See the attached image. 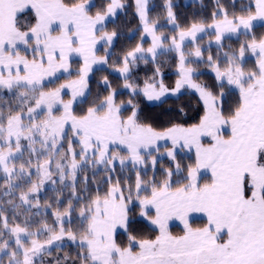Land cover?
<instances>
[{"label": "snow or ice", "instance_id": "1", "mask_svg": "<svg viewBox=\"0 0 264 264\" xmlns=\"http://www.w3.org/2000/svg\"><path fill=\"white\" fill-rule=\"evenodd\" d=\"M217 4L211 23L193 21L181 28L172 0H166L167 19L177 33L166 36L158 34V21L149 18V0H135L151 47L138 44L115 69L132 99L118 101L105 76L108 94L97 96L78 115L74 105L89 103L85 97L90 95L93 65L109 64L107 49L117 32L105 31V21L125 5L107 0L93 12L94 0H0V188L9 197L0 201V264L5 258L7 264H43L44 255H51L65 238L76 245V257L65 254L55 264H264V35L255 31L264 28V0H249L240 14L231 16L219 0ZM28 14L32 20L25 22L22 17ZM198 34L214 37L220 49L226 37L245 39L223 53L222 64L211 54L212 41L202 49ZM101 41L104 56L97 54ZM168 52L178 61L174 87L165 85L159 66L143 87L129 82L131 65L147 63L148 57L155 63ZM246 54L255 57L253 67L247 66ZM74 56L82 60L75 72ZM201 61L215 73L216 90L195 79L198 73L191 65ZM59 73L69 79L48 87L59 82ZM182 89L193 90L202 102L197 123L158 130L134 103L137 95L159 101ZM232 89L238 90L234 102L228 99ZM65 90H70V99L64 98ZM179 111L186 115L184 108ZM185 150L194 160L182 166L177 157ZM158 157L173 164L163 170L162 179L155 178ZM149 161L154 175L145 180L141 170ZM126 162L135 173L132 183L114 175L117 163L123 171ZM89 165L103 167L106 187L97 185L94 194L83 198L79 228H66L77 210L73 200L81 203L77 189L89 192V177L83 175ZM49 182L72 194L67 207L52 212L53 224L32 219L41 215L32 209L41 207L39 194ZM53 191L54 203L60 205L63 189ZM4 203L11 206V223ZM19 216L23 220L16 222ZM199 218L204 219L202 226H193ZM141 220L154 226L156 234H144ZM172 221L182 224V234H173ZM119 230L126 233L127 243L118 242Z\"/></svg>", "mask_w": 264, "mask_h": 264}, {"label": "trees", "instance_id": "2", "mask_svg": "<svg viewBox=\"0 0 264 264\" xmlns=\"http://www.w3.org/2000/svg\"><path fill=\"white\" fill-rule=\"evenodd\" d=\"M121 2L125 5V7L117 14L116 18L112 21H108L105 25V30L111 33L112 31L117 32V36L114 38L113 44L107 49L109 53H111L109 57V64L107 66H103L102 68H96L91 72V77L88 80V90L90 95L86 96L85 99L89 101V103H84L83 101L78 102L74 105V111L79 115L82 114L83 111L86 110L88 106H90V102L95 100L97 96L101 98L108 94V89L103 83V77L107 76L108 80L111 82L112 88H115L118 93V101H127L132 99L130 94V90L123 87L124 79L123 76L117 72H114L115 68L122 67V57L128 52L134 49L138 44H142L144 47L149 45V40H142L141 26L140 20L136 12V5L134 0H121ZM249 0H234L235 7H233V0H219V5L223 6V8L227 9L230 16L233 13L240 14L241 8L244 4L248 3ZM96 4V8L93 9V12L96 10L103 9L106 5L107 0H94ZM166 0H149V18L158 21V32H164L166 35H176L177 33L174 31L172 27L168 25L167 13L165 8ZM173 11L177 17V23L181 26V28H186L193 21H205L206 23L212 22V14L213 12L219 11V6L217 4V0H172ZM257 36L264 35V28L257 26L255 29ZM211 36H202V39H199V43L203 48L208 47V40ZM245 39L243 36L239 37H231L225 38L223 41L224 47L222 49L211 45V54L214 58L219 57L221 63L223 64V53L229 52L231 50H235L239 47L240 42ZM188 47H191L190 44L186 43ZM101 49V50H100ZM100 50V51H99ZM98 53L100 55H105L104 47L98 49ZM209 53L205 51L204 60L207 59V55ZM148 62L145 63L144 60H138L134 65L130 66V81L133 84H138L140 87H143V82L146 79H149L154 75L155 69L159 66L160 71L162 73V77L164 83L168 87H174L175 81L179 79L177 74V57L174 52H168L163 55L157 56V62H153L149 57L147 58ZM255 60L251 58H247V66L253 67ZM197 70L198 75L195 77L198 83H204L209 85L216 90L217 81L215 80V73L211 70V68L204 62H197L191 65ZM75 76V75H73ZM68 76H61V79L58 83L49 84L48 87H57L59 83L64 80H68ZM228 91V89H226ZM233 95H231L228 99L229 101L234 102L238 96V91L236 89L231 90ZM134 103H138L140 109L142 110L143 117L150 123L153 124L158 130H163L164 128L171 126L172 124H185L191 125L193 123H197L199 117L203 115L202 102L198 99V94L195 93L191 89H182L181 92L177 95H166L162 97L159 101H148L143 95H137L134 99ZM227 106V104H226ZM184 108L185 114H181L179 109ZM130 111V109H129ZM128 114V113H125ZM70 135V134H69ZM23 144L26 145L27 142L22 141ZM39 147V145H36ZM74 147L79 151L78 145L74 142ZM67 149V145L65 144V150ZM164 148H161V152L164 151ZM124 152L123 150H121ZM25 157H27V152H25ZM79 159V157L77 158ZM148 160V157H145ZM180 160L182 166L188 163H192L194 160V156L192 154H187L180 152L177 157ZM173 166L172 161L167 158H158V163L155 169V178L162 179L163 178V170L166 168H171ZM96 173L93 178V173ZM83 175L89 177L88 182V193H84L80 191V188L77 189V194L81 197V203L78 206L76 200H73V207L77 210L72 214L73 223L71 225L65 224L66 228L71 227L73 230H77L79 228V221L77 219L79 207L83 206V198L88 194H94L97 185L101 189L105 188L106 185L103 183L105 178V172L103 171L102 166H98L96 169H92L89 165L85 168ZM115 176H119L122 179L125 177L129 178V183L134 182L135 173L132 165H126L124 170L122 171L119 164L117 163ZM153 170L151 168V164L149 161L147 169L141 170V176L145 180H150L153 178ZM57 177L54 175L53 179ZM81 177L78 175V180ZM205 180L208 177H205ZM176 179V177H173ZM0 184H3V176L0 175ZM54 187H58L63 189L62 195L60 197L62 203L60 205H56L54 203V198L56 193L53 191ZM83 187V185H81ZM3 189L0 188V201H6L9 197H4L2 195ZM71 190L65 189L63 185H52L50 182L45 185V187L41 190L39 194L40 205L39 209L33 208L32 214L36 212H40L41 215L36 216L32 215V219L35 221L38 220H46L48 224H53L54 217L52 212L57 208L63 210V208L67 207V200L71 198ZM19 203V200L16 201ZM52 203V208H46V204ZM5 214L9 216L10 223L12 222V211L11 206L4 203ZM23 220L22 216L17 218L16 222H20ZM204 223V219H195L193 221V226H202ZM141 231L149 236H153L156 234L155 229L151 227L146 221H140ZM171 231L175 235L182 234L183 227L179 225H172L170 227ZM41 239H44L43 237ZM118 242L127 243V235L126 233L118 232L117 234ZM65 242L63 246H60L58 249L53 246L51 255H44L43 264H55V261L59 258L62 259L65 254H68L70 257L75 258L77 254V247L72 242L68 241L65 238ZM5 264H7V260L5 258Z\"/></svg>", "mask_w": 264, "mask_h": 264}, {"label": "rangeland", "instance_id": "3", "mask_svg": "<svg viewBox=\"0 0 264 264\" xmlns=\"http://www.w3.org/2000/svg\"><path fill=\"white\" fill-rule=\"evenodd\" d=\"M134 3H135V0H134ZM122 9H118L117 10V14L121 11ZM117 14H116V16H117ZM116 16L114 17V18H116ZM114 18H110L109 20H106L105 21V24L108 22V21H112ZM22 19L25 21V22H27V21H30V20H32V16H31V14H28V15H26V16H24V17H22ZM168 25L170 26V27H172L173 28V25L172 24H170L169 22H168ZM140 26H141V24H140ZM106 31V30H105ZM108 32V31H107ZM160 33H163L164 35H166V33H164V32H158V34H160ZM166 36H168V35H166ZM202 36H205L204 34H198V38L199 37H202ZM142 37H143V40H149V45H147L146 47H144V48H148V47H151V37L150 36H146L144 33L142 34ZM232 37H237V36H232ZM115 40V39H114ZM114 40H113V42H114ZM212 41V46H216V47H218L216 44H215V41H214V37H210L209 38V40H208V44H209V41ZM113 42H112V44H113ZM103 41H101L100 42V44H98L97 45V49H99V48H102L103 47ZM186 43H188V42H186ZM223 43V42H222ZM165 46L167 47V42H165ZM97 54H98V56H104V55H100L98 52H97ZM246 57L247 58H251V59H255V57H252V56H250V55H248V54H246ZM149 58V57H148ZM151 58V57H150ZM81 64H82V60H81V58L80 57H78V56H74L73 58H72V71L73 72H75L76 71V69L78 68V67H80L81 66ZM103 66H107V65H103V64H97V65H93V70L94 69H96V68H102ZM116 69V68H115ZM114 69V72H117V73H119L118 71H116ZM91 74V73H90ZM89 74V79H90V77H91V75ZM120 74V73H119ZM59 76H67V74H63V73H59L58 74ZM121 75V74H120ZM72 79H76V76H72L71 77ZM67 80H64V81H62L61 83H64V82H66ZM59 85H57V87H58ZM65 92H66V94H65V96H64V98L67 100V99H70V90H65ZM177 124V123H176ZM169 127V126H168ZM167 128V127H166ZM165 129V128H164ZM164 142L162 141L161 142V144H163ZM121 150H123V149H121ZM124 151V150H123ZM165 151V150H164ZM164 151H162V152H164ZM183 153H189V154H192L193 156H194V154L193 153H190V152H187L186 150L185 151H183ZM121 154H126L125 152H122L121 151ZM158 158H164V157H158ZM131 163L130 162H126V165H130ZM202 175H203V173H202ZM208 177L210 176V174H208L207 175ZM207 176H205V177H207ZM199 219H203V218H199ZM146 223H147V221H146ZM148 224V223H147ZM172 225H179V226H182V224L179 222V221H172L171 222V224H170V227L172 226ZM151 226V225H150ZM151 227H153L154 228V226H151ZM183 227V226H182ZM123 230H119L118 232H122ZM66 240H64L62 243H60V246H63L64 245V242H65Z\"/></svg>", "mask_w": 264, "mask_h": 264}, {"label": "bare ground", "instance_id": "4", "mask_svg": "<svg viewBox=\"0 0 264 264\" xmlns=\"http://www.w3.org/2000/svg\"><path fill=\"white\" fill-rule=\"evenodd\" d=\"M100 50H101V49H100ZM100 50H99V51H100Z\"/></svg>", "mask_w": 264, "mask_h": 264}, {"label": "flooded vegetation", "instance_id": "5", "mask_svg": "<svg viewBox=\"0 0 264 264\" xmlns=\"http://www.w3.org/2000/svg\"><path fill=\"white\" fill-rule=\"evenodd\" d=\"M238 91V90H237Z\"/></svg>", "mask_w": 264, "mask_h": 264}]
</instances>
